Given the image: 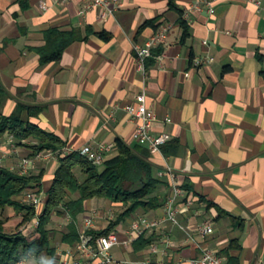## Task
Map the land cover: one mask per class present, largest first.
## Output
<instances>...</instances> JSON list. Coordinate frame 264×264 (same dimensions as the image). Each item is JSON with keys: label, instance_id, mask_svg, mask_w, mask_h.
<instances>
[{"label": "crops", "instance_id": "crops-1", "mask_svg": "<svg viewBox=\"0 0 264 264\" xmlns=\"http://www.w3.org/2000/svg\"><path fill=\"white\" fill-rule=\"evenodd\" d=\"M206 1L116 0L111 12L100 7L80 16L81 0H0L2 114L19 104L37 108L30 121L58 137L65 155L87 145L115 147L118 141L132 147L136 124L124 108L144 91L155 116L154 134L169 136L167 154L149 153V162L162 183L158 195L164 203L172 194L170 177L160 176L167 167L190 189L193 205L180 208L177 219L193 241L166 223L146 235H154L157 253L149 247L137 253L132 247L113 250L129 264H191L204 250L227 264L221 251L232 241L241 247L231 253L238 257L235 264H264V0L259 7L250 0H210L213 14L195 9ZM184 11L186 30L179 21ZM152 21L171 28L161 55L146 62L144 78L134 48L154 34L153 26H144ZM49 29L76 31L79 39L58 61L42 64L39 50ZM196 59L211 61L196 66ZM48 160L37 214L58 166L56 159ZM17 161L10 156L4 163L12 168ZM199 198L214 207L206 209ZM114 207L90 200L81 223L93 211L94 229H105ZM163 214L164 206L147 217ZM138 217L115 229L121 239ZM204 222L214 232L202 237L197 228Z\"/></svg>", "mask_w": 264, "mask_h": 264}, {"label": "trees", "instance_id": "trees-1", "mask_svg": "<svg viewBox=\"0 0 264 264\" xmlns=\"http://www.w3.org/2000/svg\"><path fill=\"white\" fill-rule=\"evenodd\" d=\"M182 15L183 12H180L179 21L183 30H186ZM153 24V21L146 22L144 26ZM160 26L162 24L153 27L157 31ZM78 39L76 31L49 29L45 32V45L39 50L41 63L58 61L66 47ZM162 50L161 47L155 48L153 56L147 61L160 56ZM37 111V108L19 104L10 115L0 112V143L5 137H11L17 149L21 150L18 158L33 159L39 153L50 152L55 155L58 164L39 214L35 207L25 202L24 193H41L45 173L43 163L46 160L38 161L34 170L27 174H20L18 169H11L5 163L0 166V264H29L31 259L38 261L42 258L57 264L59 248H62L61 251L70 250L79 243L80 220L86 214L85 205L90 200H105L121 208L105 229H90L86 232L93 239L110 234L135 216L148 218L150 212L164 206L165 203L158 195L162 183L153 176L147 148L137 144L131 147L118 141L114 153L101 166H95L76 152L65 155L64 143L58 137L30 121V118L37 115ZM166 147L167 144L161 150L165 154ZM182 188L188 192L180 200L185 202L189 198L190 189L185 185ZM199 200L206 204V209L215 205L203 198ZM217 209L220 215L223 214V211ZM6 210H12L20 216L19 226L37 223L35 236L28 237L22 231L7 232V218L4 217ZM57 219H67L68 222L61 229H56L54 222ZM153 236H141L135 240L132 244L133 252L151 246ZM240 250L241 247L232 241L221 251V255L226 258L227 264H235L238 257L231 253H239Z\"/></svg>", "mask_w": 264, "mask_h": 264}, {"label": "built area", "instance_id": "built-area-1", "mask_svg": "<svg viewBox=\"0 0 264 264\" xmlns=\"http://www.w3.org/2000/svg\"><path fill=\"white\" fill-rule=\"evenodd\" d=\"M55 1L59 4H66L70 2H77L78 0ZM81 1L82 5L79 10L80 16H83L87 11L100 7L111 12V5L115 7L117 6L116 0H112L111 2H106L105 0ZM250 1L259 7L260 0ZM194 7L198 11L205 9L208 14H213L214 12L212 2H210V0L198 3ZM182 16L183 19L186 20L188 17L187 11H184ZM170 28L171 27L168 24L160 26L158 30L155 31L154 34L144 43V45L135 46L134 52L137 69L144 75V78H146V61L153 56L152 51L155 48L166 45V38ZM210 61V59H196L194 64L198 66L200 64H206ZM146 100V94L142 91L135 97L133 104L131 103L124 108L125 111L129 113L128 115L131 120L136 124L131 138L135 144L147 148L150 154L160 153L162 147L169 140V136L167 134H154L153 122L155 121V116L149 111ZM114 148L115 147L112 145H101L98 147L87 145L78 150L76 153L91 164L101 166L110 154L114 152ZM10 156L11 158H18V149L14 145L13 139L8 137L7 142L0 143V166H3L5 159ZM52 157L54 158L55 155L50 152H43L39 153V155L33 159L18 158V163L11 169H18L20 174H27L28 172L34 170L38 161L48 160ZM163 174L168 175L171 179L172 194L169 198H167L164 204V214L162 218L154 220H149L144 217L136 218L133 222H131L129 229L125 232L126 237L123 239L120 238L121 235L117 231H112L108 235H103L93 239L91 236L86 234L88 230L94 229L93 216L95 215V212L92 211L91 215L83 220V229L80 233L79 243L74 249L58 251L59 261L57 264H129L128 261L115 258L113 250L116 248H121L125 251L129 250V248L132 247L133 242L139 237L146 236L149 232L161 230L163 225L165 226L166 223L179 228L181 231L186 233L188 240L193 241L192 235L188 233L187 230L178 222L177 215L180 212V208H190L193 205L194 200L189 196L185 202L181 201V206H178L180 200L185 198L186 192L183 190L171 168L167 167L164 173H160V176ZM24 200L27 204L35 207V209H37L44 202L41 194H36L30 191L24 193ZM111 220L112 216H109L108 222ZM213 232V226L210 222H204L197 228V233L202 237H204V235H211ZM149 248L152 254L158 252V244L156 243H152ZM191 264H224V260L214 252L204 250L198 258L192 259Z\"/></svg>", "mask_w": 264, "mask_h": 264}, {"label": "rangeland", "instance_id": "rangeland-1", "mask_svg": "<svg viewBox=\"0 0 264 264\" xmlns=\"http://www.w3.org/2000/svg\"><path fill=\"white\" fill-rule=\"evenodd\" d=\"M18 159V158H16ZM20 159V157H19ZM50 159H54L53 157L52 158H49L48 161H50ZM18 162V161H17ZM46 162V161H44ZM43 164H46V163H43ZM16 165V164H15ZM15 165L13 167H15ZM11 167V166H10ZM121 208L119 207H114V208H109V212H111L112 214V219H114L116 217V215L118 214V210L120 211ZM4 217L7 218V224H6V231L7 232H16V231H22L23 233H25L28 237L29 236H35V233H34V228H36V223H30L28 225H25V226H19V222L21 220L20 216L16 215L12 210H6L4 212ZM84 220V219H83ZM67 219H64V220H59L57 219L54 224H55V228L56 229H61L63 227V225H65L67 223ZM82 222V220L80 221V223ZM82 224V223H81ZM80 224V225H81ZM31 226V227H30ZM53 264L52 260H45L44 258L40 259V260H35V259H31L29 264Z\"/></svg>", "mask_w": 264, "mask_h": 264}]
</instances>
